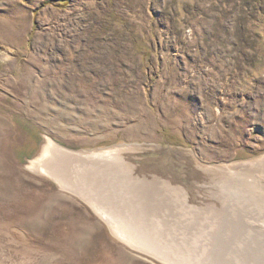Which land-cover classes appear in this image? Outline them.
<instances>
[{"label":"rangeland","instance_id":"rangeland-1","mask_svg":"<svg viewBox=\"0 0 264 264\" xmlns=\"http://www.w3.org/2000/svg\"><path fill=\"white\" fill-rule=\"evenodd\" d=\"M47 139L190 152L107 219L30 166ZM263 166L264 0H0V264H264Z\"/></svg>","mask_w":264,"mask_h":264},{"label":"bare ground","instance_id":"bare-ground-1","mask_svg":"<svg viewBox=\"0 0 264 264\" xmlns=\"http://www.w3.org/2000/svg\"><path fill=\"white\" fill-rule=\"evenodd\" d=\"M52 144H53L52 140L50 141L49 139H47L46 143L43 146H41L42 148L41 153L39 154L37 159L35 160L33 159L31 161L30 166L32 168H36V169L44 171L45 173H48L56 181L60 182L65 187L74 191V193L79 194L83 198L84 196H87L89 201L93 203L94 205L98 206V208L101 210L100 212L103 213L102 215L107 219L108 218L111 219V217L109 214H107L109 212L107 211L105 212V210H107L108 208L104 206L108 205V203L105 201L103 202V200H106V198L109 197L108 196L109 194H107L109 188H111V186L113 187L114 185V186H118V189L121 190V189L127 188L126 185H128L127 183H122L118 177H115L117 173L124 175L125 170L127 171V169L128 170L132 169L136 171L139 170L141 172L140 173L141 175L142 174L149 175L150 173L148 171L151 168L154 170H158L156 169V167L157 168L160 167L163 170L168 168L165 165V163L169 165V162H171L167 158V155L168 156L172 155L171 153L172 151H174L176 155L180 157L185 156L186 158L189 157V152H190V151L187 152V150L183 151V149H174V148L160 149L159 148L158 152L160 153V156L157 161L153 160L152 162H148L145 159H143V160L138 161L137 163L138 165H137L136 163L133 164L134 162L127 161V160L122 162L121 158L124 152H120L116 149L114 150H103L102 149V150H96V151L89 150V151H81V152L72 153V152L67 151L66 149L61 148L60 146H55ZM148 148L146 147L145 148L142 147L140 149L138 148L137 151L143 152L144 154L142 156L149 155L148 157L152 159L154 150L155 151L157 150L156 149L151 150L150 148L149 149ZM49 152H50V155H49ZM164 156L166 158H164ZM146 162L147 164L145 165ZM140 166H141V169H140ZM142 167L145 169H143ZM154 170H152V172H154ZM74 176H76V179L78 178L80 180L78 181L77 179L78 183H76L77 181ZM128 178L132 182L135 181L133 177H128ZM133 185L134 184L131 183V186ZM231 196H228V197H231ZM94 197H99L101 199L98 200L99 201L98 202L97 199H95ZM115 202L116 203L114 202L113 203L116 206H118L120 203V202L118 203L117 201ZM119 207L120 209L122 208L121 210H123L124 204L120 203ZM130 214L129 216L127 215V213H125L124 215L128 217L129 221H132L133 218L130 216ZM138 231L141 235H143L142 229H138ZM134 233H136V231H134ZM151 244L154 245L153 242ZM153 245L151 246L153 247ZM176 253H178V250H176Z\"/></svg>","mask_w":264,"mask_h":264}]
</instances>
